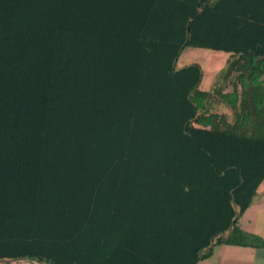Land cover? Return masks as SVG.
I'll list each match as a JSON object with an SVG mask.
<instances>
[{
    "label": "trees",
    "instance_id": "trees-1",
    "mask_svg": "<svg viewBox=\"0 0 264 264\" xmlns=\"http://www.w3.org/2000/svg\"><path fill=\"white\" fill-rule=\"evenodd\" d=\"M106 5L141 27L95 28L115 17ZM186 48L229 55L231 91H201L198 64L176 71ZM215 97L233 121L210 112ZM139 169L187 197L160 205L173 226L120 220L103 187ZM263 180L264 0H0V261L165 264L185 246L196 264L214 244L264 248L237 225Z\"/></svg>",
    "mask_w": 264,
    "mask_h": 264
},
{
    "label": "crops",
    "instance_id": "crops-1",
    "mask_svg": "<svg viewBox=\"0 0 264 264\" xmlns=\"http://www.w3.org/2000/svg\"><path fill=\"white\" fill-rule=\"evenodd\" d=\"M103 10L105 13L115 17L112 21L97 24L95 28L99 27L108 30H129L141 27L138 23L128 21V18L122 16L129 12V10L124 7L106 5ZM152 28L160 27L153 26ZM181 54L175 63L176 71L187 67L183 61H180ZM211 58H213V56L209 57V60ZM134 172H139L135 174L141 175L138 176V180L135 179L126 182H115L111 186L104 185L103 187L104 189H113V199L118 200V202L125 207L120 213V220L127 223L124 225L125 228L128 229L130 221L133 220H138L139 222L142 221L144 225H149V223H161L162 218L168 222V227L173 226L170 224H173L176 218L174 214L170 215V212H174L175 210H169V216L165 217L163 215L166 211L163 210L160 205L163 203H167L169 205L175 204L178 199L184 200L183 202H185L187 200L185 194L179 193L177 195L176 192H173L175 191V188L170 186L168 183H162L160 181L153 182L150 176H148L152 171L148 169H139ZM263 183L264 180L258 187L256 196L251 205L239 217L237 223L241 230L254 234L261 239H264ZM163 254L166 257L165 264H188V261H190L191 258V253L185 248V246H183L180 250L167 249ZM199 255L201 256L202 253ZM0 264L22 263L6 262ZM196 264H264V248L214 244L210 247V254L207 257L198 260Z\"/></svg>",
    "mask_w": 264,
    "mask_h": 264
},
{
    "label": "rangeland",
    "instance_id": "rangeland-1",
    "mask_svg": "<svg viewBox=\"0 0 264 264\" xmlns=\"http://www.w3.org/2000/svg\"><path fill=\"white\" fill-rule=\"evenodd\" d=\"M209 60V57H212ZM229 55L223 52H215L211 50L186 48L180 57V61L185 63V66H190L192 64H198L202 69V81L200 84V89L211 90L214 87H223L224 92L231 91V87L225 86L221 80V73L226 67V61ZM179 61V62H180ZM210 112L218 113L220 115H225L229 121H233V115L231 111L215 97L211 101ZM264 187V183H263Z\"/></svg>",
    "mask_w": 264,
    "mask_h": 264
},
{
    "label": "water",
    "instance_id": "water-1",
    "mask_svg": "<svg viewBox=\"0 0 264 264\" xmlns=\"http://www.w3.org/2000/svg\"><path fill=\"white\" fill-rule=\"evenodd\" d=\"M6 262H11V263H15V262H20V263H25V264H39L37 262H33L30 261L28 259H20V260H1L0 263H6Z\"/></svg>",
    "mask_w": 264,
    "mask_h": 264
}]
</instances>
